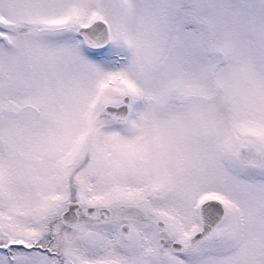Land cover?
I'll return each mask as SVG.
<instances>
[{"label": "snow or ice", "instance_id": "1", "mask_svg": "<svg viewBox=\"0 0 264 264\" xmlns=\"http://www.w3.org/2000/svg\"><path fill=\"white\" fill-rule=\"evenodd\" d=\"M0 264H264V0H0Z\"/></svg>", "mask_w": 264, "mask_h": 264}]
</instances>
